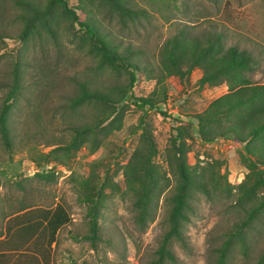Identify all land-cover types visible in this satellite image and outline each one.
Instances as JSON below:
<instances>
[{
	"label": "rangeland",
	"instance_id": "374dc122",
	"mask_svg": "<svg viewBox=\"0 0 264 264\" xmlns=\"http://www.w3.org/2000/svg\"><path fill=\"white\" fill-rule=\"evenodd\" d=\"M67 2L80 20L95 22L121 53L127 48L134 52L131 59L139 68L132 93L159 98L164 89L166 115L120 99L130 70L100 63L78 23L59 3L0 0V105L14 69L22 87L9 114L10 146L0 138V264H30L26 254L35 249L45 254L35 264H150L169 228L165 198L179 177L172 144L176 128H181L187 162L209 190L193 185L181 226L184 243L172 240L174 260L164 258L163 264H216L226 240L223 264H264V130L257 135L251 131L262 116L252 118L248 107L223 115L203 129V140L196 116L236 88L232 78L220 75L200 85L202 63L158 84L153 78L160 71L163 42L183 30L203 43L221 33L225 47L247 50L257 63L252 82L264 83V0H128L144 12L126 26L98 0ZM40 13L44 15L32 33L23 38V18ZM185 59L184 68L190 61ZM82 81L110 93L114 101L91 100L70 108ZM84 125L94 129L77 135ZM227 127L235 128L243 141ZM40 172L54 176L41 178L36 175ZM143 185L151 187L153 199L151 217L141 228L134 222L132 201ZM93 203L97 237L89 239L87 212ZM57 204L70 221L55 239L50 242L40 230L14 249L18 225L13 217ZM251 210L247 226L238 229Z\"/></svg>",
	"mask_w": 264,
	"mask_h": 264
},
{
	"label": "trees",
	"instance_id": "16d2710c",
	"mask_svg": "<svg viewBox=\"0 0 264 264\" xmlns=\"http://www.w3.org/2000/svg\"><path fill=\"white\" fill-rule=\"evenodd\" d=\"M90 1L92 2L93 0ZM98 2L107 8L110 13H115L118 17V22L122 26H126L129 20L135 22L144 12V9L131 7L128 0H98ZM55 3H59L64 12L70 15L73 21L78 23L86 39L90 41V45L95 49L100 63L113 67L121 66L130 70V78L125 85V95L120 99L127 98L138 107L147 106L148 108H155L160 114L166 115V112L161 107L166 96L164 89H162V95L159 98L155 96L136 97L132 93L131 90L136 81L135 70L139 68L138 62L131 59L134 52L127 48L124 53H121L117 48V43L102 35L95 22L89 18L80 20L75 10L68 5L67 0H49L47 6ZM43 15L44 13H40L28 18L22 17L24 19V26L21 31L23 38L32 33V30L36 27L35 22ZM185 58L190 60L186 68H184L185 63H187ZM158 63L160 71L153 77L156 80V84L161 83L166 76L171 74L183 76L190 72L192 66L202 63L205 69L204 74L198 79L200 85L216 81L220 75L230 76L237 85L233 90L213 100L202 115L196 116L198 132L203 140H206L203 129L207 125H212L215 121H219L223 115H229L234 111H239L246 107L249 108L250 114L253 116L252 118H256L258 114L263 118L261 123L252 128V135H257L264 130V83L254 84L250 77V73L254 71L257 63L247 50L240 49L235 45L225 47L222 42L221 33H214L208 36L203 43L199 38L191 37L187 32L182 30L163 42L159 50ZM21 89L20 75L14 69L13 81L0 105V138L6 147H9L11 142L8 124L9 114ZM154 93L152 92V95ZM91 100L110 103L112 97L110 93L91 88L86 82L82 81L78 83L77 92L70 98L69 107L73 109L76 105ZM106 118L108 119V116ZM92 129L94 127L84 125L79 130H76V134L80 135ZM227 129L234 138L243 141V139H240L239 133L235 128L227 127ZM227 132L225 130L223 134ZM172 144L179 177L174 189L165 198L170 205L167 213L169 228L162 235L156 251L157 257L150 264H163L164 258L170 261L174 260L170 243L172 240L184 243L185 238L181 226L187 219L186 211L190 209L189 199L194 188L193 185L196 182L203 192L207 193L209 190L205 178L201 176V173L198 174L195 169L192 170L187 162V153L182 142L181 128H176ZM36 175L41 178L54 176L53 173L49 172H40L36 173ZM151 191L149 185H143V188L140 191H136L133 197L134 222L141 228L147 225V221L151 217V203L153 199ZM96 206L93 203L89 206L87 212L89 216V235L86 238L89 239L97 237ZM253 213L254 211L252 210L248 213L245 220L237 225L238 229L247 226ZM13 220L18 225L14 232L15 242L12 243V247L15 249L28 243L40 230L41 234H49V241L52 242L55 239L57 230L70 221V216L61 204H57L52 209L32 208L25 210L15 215ZM238 229H235L234 232L237 233ZM230 237H232V233ZM227 244L228 240L220 248L216 264L224 263V253ZM35 250L26 254L31 261L30 264H35L40 259L39 257L45 256L42 251Z\"/></svg>",
	"mask_w": 264,
	"mask_h": 264
}]
</instances>
